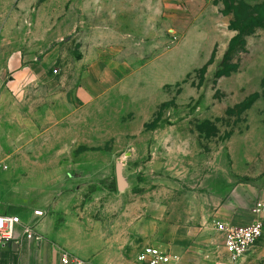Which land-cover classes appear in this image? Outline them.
Listing matches in <instances>:
<instances>
[{"label":"rangeland","instance_id":"obj_1","mask_svg":"<svg viewBox=\"0 0 264 264\" xmlns=\"http://www.w3.org/2000/svg\"><path fill=\"white\" fill-rule=\"evenodd\" d=\"M0 18L12 47L56 53L73 111L88 96L87 127L72 130L70 149L10 153L61 154L65 164L47 168L56 183L41 170L4 178L16 205L8 214L64 193L72 209L58 221L118 239L130 259L158 246L186 264L229 262L216 222H264L254 214L264 205V32L247 37L224 75L235 33L218 0H0ZM15 163L3 162L9 173Z\"/></svg>","mask_w":264,"mask_h":264},{"label":"crops","instance_id":"obj_2","mask_svg":"<svg viewBox=\"0 0 264 264\" xmlns=\"http://www.w3.org/2000/svg\"><path fill=\"white\" fill-rule=\"evenodd\" d=\"M56 59L55 52L40 56L23 49V44L18 41L12 47L2 32L0 18V204L2 199L8 200L7 208L2 209L1 205L2 213L8 214L16 207L14 195L4 194L6 189H1L7 177L12 178L25 170L35 176L41 170L39 174L46 183H56L58 181L47 174V168L65 164L61 154L55 159H29L24 155L16 159L17 156L10 153L68 150L72 146V130H79L80 134V130L87 127L86 114L80 110L82 104H87V93H79L78 103L75 104L79 109L73 111L72 97L65 91L70 80L56 69ZM7 160L10 163L16 161V172H7V165V170L3 169V162ZM57 173L62 171L57 170ZM15 190L19 192L21 189L16 187ZM32 190L36 191L35 188ZM41 202L42 205L17 207L22 210L20 216L23 221L37 222V231L44 241L28 242L20 237L15 251L12 247L0 248V264H63V255L75 257L84 264H138L136 257L130 259L126 255V244L118 239L97 238L92 229L80 222L70 219L67 222L58 221L66 210L72 209L67 194L62 193L54 203L49 200ZM32 209L48 215L42 219L35 218L30 211ZM255 216L260 218L264 212ZM260 240L236 263L226 261L219 264H264ZM172 264L186 262L178 256Z\"/></svg>","mask_w":264,"mask_h":264},{"label":"built area","instance_id":"obj_3","mask_svg":"<svg viewBox=\"0 0 264 264\" xmlns=\"http://www.w3.org/2000/svg\"><path fill=\"white\" fill-rule=\"evenodd\" d=\"M3 169L7 170V167L4 166ZM263 212L264 205L262 203L255 205L254 214L261 215ZM32 215L38 219L45 216L41 210L33 211ZM215 228L223 237L224 250L231 263H236L244 257L264 234V222L262 221H256L250 225H234L217 221ZM20 237L28 242L40 243L44 241V237L37 231V222H25L17 215L2 213L0 204V248L11 247ZM175 259L176 257L158 246H146L136 256L138 264H172ZM62 263L84 264L69 255L62 256Z\"/></svg>","mask_w":264,"mask_h":264},{"label":"trees","instance_id":"obj_4","mask_svg":"<svg viewBox=\"0 0 264 264\" xmlns=\"http://www.w3.org/2000/svg\"><path fill=\"white\" fill-rule=\"evenodd\" d=\"M218 1L223 5V12L232 16L229 28L235 33L223 60L224 75H228L234 71L232 65L234 57L239 52H246L245 41L247 37L264 32V6L257 5L252 7L236 0Z\"/></svg>","mask_w":264,"mask_h":264},{"label":"water","instance_id":"obj_5","mask_svg":"<svg viewBox=\"0 0 264 264\" xmlns=\"http://www.w3.org/2000/svg\"><path fill=\"white\" fill-rule=\"evenodd\" d=\"M117 183H118V191L119 192H124L128 188V184L125 181V179L123 178L122 167L120 165H118V167H117ZM17 243L18 242H14L12 244L11 247H12L13 251L16 250Z\"/></svg>","mask_w":264,"mask_h":264}]
</instances>
